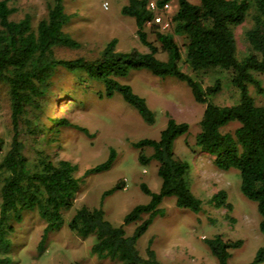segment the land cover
<instances>
[{
  "label": "trees",
  "instance_id": "16d2710c",
  "mask_svg": "<svg viewBox=\"0 0 264 264\" xmlns=\"http://www.w3.org/2000/svg\"><path fill=\"white\" fill-rule=\"evenodd\" d=\"M172 1L160 0L159 4ZM176 1L177 11L171 18L173 33H163L157 26L151 28L166 60L157 57L158 47L148 40L146 25L152 22L153 12L146 0H127L121 11L135 20L137 36L148 52L117 51V40L113 39L99 57L90 60L61 59L56 55L58 48L79 47L64 30L71 22L64 0H53L36 30L28 14L18 21L12 20L15 10L9 5L10 0H0V85L7 89L12 122L10 141L6 143L0 134V264H12L9 234L14 232L12 222H20L25 211H37L45 221V239L49 232L65 225L64 213L73 207L80 181L76 176L79 166L53 157L47 148L52 149L65 137L63 129L74 128L85 134L88 130L73 125L67 118L46 116L53 78L60 68L82 73L84 80L102 84L103 96L107 98L120 95L148 125L155 124V113L145 98L120 79L127 78L132 71L148 70L158 77L185 82L195 101L205 105L195 142L192 145L187 141V148L192 154L213 157V164L220 171L239 172L240 191L256 203L259 230L264 235V105H258L252 95L254 91L264 100V86L256 76L264 75V0H198V4ZM248 19L252 23L245 32L249 53L239 58L235 31ZM173 34L186 40V64L196 77L213 68L230 73V83L239 95L236 103L221 106L210 102V97L221 91L220 78L204 89L197 79L184 72L178 64L181 51ZM44 118L51 123L49 127ZM22 124L30 135L42 134V145L30 147V151L20 136ZM231 124L236 128L224 132ZM189 129L187 123L168 115L158 139L144 138L131 144L139 152L141 165L157 164L161 186L154 192L141 184L149 201L133 207L121 225L106 219L102 204L97 208L81 206L74 211L69 230L83 239L93 237L91 251L98 258L121 264H163L152 241L148 242L146 256L137 247L154 218L163 214V200L172 197L177 208L195 214L203 210V201L192 190L194 161L177 156L174 150L176 140L188 136ZM147 149L151 154H145ZM115 159L116 151L111 147L105 161L85 171L84 176L108 171ZM118 189L119 184L105 191L102 200ZM226 199V193L219 191L212 196L211 203L231 211ZM144 216L147 218L143 219ZM134 224L136 228L128 235L126 227ZM205 243L218 264H229L231 250L242 246L241 240H224L219 234L205 239ZM261 263L264 249H259L249 264Z\"/></svg>",
  "mask_w": 264,
  "mask_h": 264
},
{
  "label": "rangeland",
  "instance_id": "374dc122",
  "mask_svg": "<svg viewBox=\"0 0 264 264\" xmlns=\"http://www.w3.org/2000/svg\"><path fill=\"white\" fill-rule=\"evenodd\" d=\"M188 1L199 3L198 0ZM52 2L10 0L9 5L15 10L11 19L18 21L28 14L36 30ZM126 2L64 0L66 12L71 15V22L64 30L79 43V47L58 48L56 55L61 59H95L113 39L117 40V51L148 52V48L137 36L135 20L122 14ZM176 11L177 1L173 0L170 12H165L163 17L170 24L167 28L152 22L146 25L148 40L158 47L157 57L162 60H166L167 55L155 41L151 28L157 26L159 31L172 34L171 18ZM251 24L248 19L235 31L239 58L249 53L245 32ZM173 37L181 51L178 64L184 72L197 79L204 89L220 78L221 91L210 97V102L221 106L236 103L239 95L230 83V73L213 68L196 77L186 64V40L180 35L173 34ZM82 76V73L73 74L60 68L53 78L45 109L46 116L67 118L73 125L88 130V134H85L74 128L63 129L65 137L52 149L47 148L53 157L69 160L79 166L76 176L80 181L73 207L64 213L65 225L49 232L45 239L46 223L37 211H25L20 222H12L14 232L9 234L12 264H121L119 261L98 258L91 251L93 237L83 239L75 235L69 230L68 222L77 208H97L102 204L106 219L116 226L121 225L123 217L133 207L149 201V197L141 190V184H146L154 192L159 191L161 180L157 174V164L152 162L148 166L141 165L138 162L139 152L131 144L144 138L158 139L166 126L168 115L190 127L188 136L176 140L174 150L177 156L194 161L192 190L203 201V210L195 214L177 208L174 198H165L160 205L163 214L154 218L148 231L138 241V249L146 256L148 242L152 241V248L163 264H218L205 239L219 234L224 240L242 241L240 248L231 250L229 264L252 262L258 250L264 249L257 205L242 195L237 170L220 171L214 166L213 157L199 152L192 154L187 148V141L192 145L195 142L205 105L195 101L186 83L174 77H158L148 70L132 71L127 78L120 79V82L130 85L136 94L145 98L155 113V124L148 125L120 95L107 98L103 96L102 84L86 81ZM256 76L264 86V75ZM252 95L258 105H264V100L254 91ZM43 122L47 127L51 125L46 118ZM235 128L236 125L231 124L223 131L231 132ZM19 131L29 149L42 145V134L30 135L24 124ZM0 134L6 143L10 141V103L7 89L3 85H0ZM111 147L116 151L112 167L108 171L84 176L85 171L105 161ZM145 154H151V150L147 149ZM118 184L120 189L102 200L103 193ZM219 191L226 193L231 211L211 203L212 196ZM135 228V224L127 226V234L131 235Z\"/></svg>",
  "mask_w": 264,
  "mask_h": 264
},
{
  "label": "built area",
  "instance_id": "2783aa9c",
  "mask_svg": "<svg viewBox=\"0 0 264 264\" xmlns=\"http://www.w3.org/2000/svg\"><path fill=\"white\" fill-rule=\"evenodd\" d=\"M147 7L149 10L153 12V20L152 23L156 24L157 26L162 25L164 28L169 27V23L165 22L163 17L164 13L170 12L171 10V2H166L163 5H160V0H146Z\"/></svg>",
  "mask_w": 264,
  "mask_h": 264
}]
</instances>
